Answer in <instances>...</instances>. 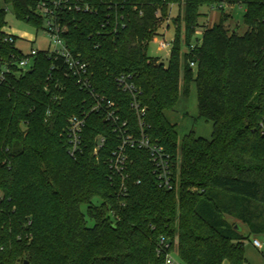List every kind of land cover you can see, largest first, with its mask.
I'll use <instances>...</instances> for the list:
<instances>
[{
    "label": "trees",
    "instance_id": "obj_1",
    "mask_svg": "<svg viewBox=\"0 0 264 264\" xmlns=\"http://www.w3.org/2000/svg\"><path fill=\"white\" fill-rule=\"evenodd\" d=\"M2 1L17 19L42 27L35 0ZM68 2L91 10H62L67 48L135 131L130 98L114 83L133 77L145 132L171 156L176 186L159 189L148 155L136 149L115 172L110 156L119 140L96 112L70 155L68 119L92 102L56 69L60 62L39 53L29 73L0 90V264H164L169 253L177 264H249L245 243L264 236V0ZM223 5L245 7L246 31L229 33L221 16L193 40L200 8ZM171 6L180 23L165 64L149 58L147 46ZM5 17L0 8V32ZM10 51L0 44V57ZM191 83L198 117L212 125L209 140L193 131L179 137L167 118ZM99 136L105 143L95 154Z\"/></svg>",
    "mask_w": 264,
    "mask_h": 264
},
{
    "label": "built area",
    "instance_id": "obj_2",
    "mask_svg": "<svg viewBox=\"0 0 264 264\" xmlns=\"http://www.w3.org/2000/svg\"><path fill=\"white\" fill-rule=\"evenodd\" d=\"M35 12L42 18V30L49 39L46 50H33L28 53H23L16 46V38L6 32H0V44L4 43L11 46V51L6 57H0V90L9 83L10 78H19L21 75L29 73L34 65L36 57L39 53L46 54L54 61L60 62L56 69L63 70L66 77L74 79L76 85L84 91L91 99L92 105L88 113H83L81 116H72L68 119L67 137L69 143L68 153L74 155L78 149L81 138V133L85 126V120L88 114L92 112L99 113L104 122L108 123L112 132L117 136L119 144L112 151L110 156V164L115 172H122L128 163V151L140 150L144 151L148 157L152 168V174L156 178L157 187L165 191H172L176 182H174L173 170L175 164L171 156L164 148L153 141L146 134V126L144 117L146 108L142 106L140 97L141 90L133 83L131 75H120L115 78L116 88L130 98L129 108L136 116L137 128L134 131L127 120L122 119L118 105L105 96L97 93L92 86V73L89 70L88 64L83 62L79 56L73 55L66 46L64 34L67 28L60 22V14L62 10L90 11L86 5L72 6L68 0H35ZM172 43L162 41L159 44L160 50L172 48ZM193 48V46L191 47ZM170 54V51H169ZM192 68L194 63H190ZM54 67H51V71ZM260 130L264 132V123L260 124ZM105 143V138L99 136L96 138L94 153L98 154ZM255 248L261 249L260 242L256 239L252 241ZM164 245V239H161L159 246ZM166 248L168 246H165ZM164 264H177L171 253L166 254Z\"/></svg>",
    "mask_w": 264,
    "mask_h": 264
},
{
    "label": "rangeland",
    "instance_id": "obj_3",
    "mask_svg": "<svg viewBox=\"0 0 264 264\" xmlns=\"http://www.w3.org/2000/svg\"><path fill=\"white\" fill-rule=\"evenodd\" d=\"M0 8L6 11V26L4 32L13 35L16 38V46L22 50L23 53H28L33 50H46L49 39L42 28H37L33 24L27 23L23 20L17 19L14 15L13 9L10 5H5L0 0ZM245 12L244 6L234 5L218 8H200L201 17L198 19V27L195 29L194 38L200 39L203 32L218 24L221 16L224 18V26L230 33L235 32L242 35L246 31L243 24V16ZM178 8L171 6L169 14L162 18L159 22L158 35L148 43L147 56L151 59H158L163 63H167L169 59L170 49L160 50L159 44L162 41L171 42L174 40V31L177 24L176 17ZM183 31V23L181 24ZM194 44V42H192ZM183 52L187 49L183 46ZM167 118L171 124L175 125L176 132L179 137L187 135L193 131L196 137L209 140L212 132V125L204 119L198 117L196 93L194 83L190 84L189 94L187 97L180 98L175 110L167 114ZM178 175V174H177ZM83 213L86 211L85 206L81 207ZM246 228L240 227V232L245 233ZM262 243V249L252 247V240L246 242L244 245V255L251 257L252 260L264 264V236L256 237ZM257 263V264H258ZM224 264H227L226 262Z\"/></svg>",
    "mask_w": 264,
    "mask_h": 264
},
{
    "label": "crops",
    "instance_id": "obj_4",
    "mask_svg": "<svg viewBox=\"0 0 264 264\" xmlns=\"http://www.w3.org/2000/svg\"><path fill=\"white\" fill-rule=\"evenodd\" d=\"M240 227H242V226H240ZM245 231L247 232V230H245ZM246 232H245V233H246ZM254 239L258 240L256 237H254L253 240H254ZM258 241H259V240H258ZM259 242H260V241H259ZM260 244H261V246H262V243H260ZM251 245H252V247H254L253 244H251ZM254 248H255V247H254ZM261 249H262V248H261ZM259 250H260V249H259ZM245 258L247 259V261H248L249 264H257V263H258V261H256V260H252L251 257H249L248 254H247V256L245 255ZM258 264H262V262H261V263H258Z\"/></svg>",
    "mask_w": 264,
    "mask_h": 264
}]
</instances>
